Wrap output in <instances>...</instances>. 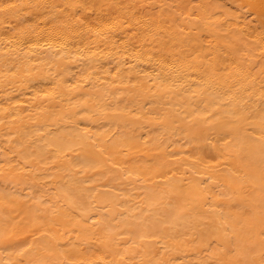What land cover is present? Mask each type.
<instances>
[{
  "label": "bare ground",
  "instance_id": "6f19581e",
  "mask_svg": "<svg viewBox=\"0 0 264 264\" xmlns=\"http://www.w3.org/2000/svg\"><path fill=\"white\" fill-rule=\"evenodd\" d=\"M0 264H264V0H0Z\"/></svg>",
  "mask_w": 264,
  "mask_h": 264
}]
</instances>
